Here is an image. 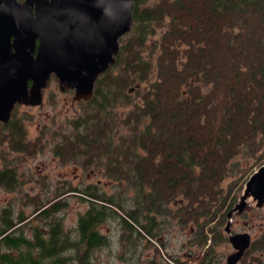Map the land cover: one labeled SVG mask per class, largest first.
<instances>
[{
    "label": "trees",
    "instance_id": "trees-1",
    "mask_svg": "<svg viewBox=\"0 0 264 264\" xmlns=\"http://www.w3.org/2000/svg\"><path fill=\"white\" fill-rule=\"evenodd\" d=\"M147 1H134L115 62L96 78L92 97L79 103L84 114L71 136L55 145L64 158L128 187L114 195L68 188L33 200L30 215L10 204L0 208V264H98L95 251L109 243L103 222L119 219L122 236L154 237L173 201L182 204V223L198 225L194 241L205 242L203 226L219 212L226 218L235 199L228 201L234 184L223 186L226 177L244 172L234 158L262 159L264 0ZM139 83L147 88H137L132 99L124 89ZM118 104L129 107L122 117L111 110ZM14 113L0 131L15 150H27ZM15 173L0 170V185L17 186ZM63 193L87 204L73 228L59 215L68 205ZM257 243L264 251V232Z\"/></svg>",
    "mask_w": 264,
    "mask_h": 264
},
{
    "label": "rangeland",
    "instance_id": "rangeland-1",
    "mask_svg": "<svg viewBox=\"0 0 264 264\" xmlns=\"http://www.w3.org/2000/svg\"><path fill=\"white\" fill-rule=\"evenodd\" d=\"M139 87L142 91L147 88L145 83H139L135 89L132 87L131 90H127L129 88L127 86L124 91L130 94L132 99H138L140 93L136 89ZM82 109L83 107L73 99L71 91L62 92L58 88L55 76H51L47 87L43 90V100L40 105L16 107L15 117L23 123L24 139L28 149L24 150L20 146L19 150H15L14 145L7 141L5 133L0 131V170L7 167L14 169L18 179L17 186L10 190L0 185V208L10 204L22 208L26 215H30L34 209L33 200L54 198L57 193L64 192L66 188L64 182H70L72 187H83L101 180L104 185L97 190L98 192H104L106 195H114L118 191L124 193L128 187L124 180L120 184L116 179L108 178L100 169L93 170L92 174L90 173L92 168H81L75 165L72 159L62 158L56 154L55 145L60 142L63 135L71 136L70 133L74 130L73 123L79 119L80 114H84ZM128 109L129 107L124 104L111 108L121 117ZM233 163L237 164V167L244 166L242 169L244 172L240 179H236L237 175L233 174V177L229 175L223 181L224 190L228 185L234 184L228 200L231 202L232 196L236 195L232 207L241 194L244 182L264 164V155L261 160L253 162L251 158L239 154L234 158ZM249 164L247 168L245 165ZM74 166H77L76 170ZM61 198H67L68 205L66 204L59 215L63 218L65 228H73L78 214L86 209L87 204L81 202L73 193H63ZM181 205L177 201L169 203L171 215L166 218L158 217L157 223L162 230L154 237H139L132 232L122 236L123 230L119 219H108L103 222L100 231L107 236L109 243L95 251L98 264H153L151 262L154 261L162 264H200V262L204 263L205 259H208L210 264H225L226 255L234 250L228 235L223 230L227 218L222 219V212H219L203 226L205 242L197 243L194 240L197 238L198 225L191 219L181 222L178 213ZM230 225L231 233L247 232L251 236L252 244L238 264H264V255L256 257L264 253L257 247V240L264 232V206L256 209L253 204L250 205L242 215L234 217ZM203 251L207 253L203 255ZM192 254L194 257L198 255V258L191 257Z\"/></svg>",
    "mask_w": 264,
    "mask_h": 264
},
{
    "label": "water",
    "instance_id": "water-1",
    "mask_svg": "<svg viewBox=\"0 0 264 264\" xmlns=\"http://www.w3.org/2000/svg\"><path fill=\"white\" fill-rule=\"evenodd\" d=\"M135 0H0V121L14 106H38L53 73L61 90L87 102L99 74L115 62L119 38L130 31ZM130 90L132 87L129 88ZM264 206V164L244 182L226 213L224 231L236 264L250 247L249 233H231V221L250 205Z\"/></svg>",
    "mask_w": 264,
    "mask_h": 264
},
{
    "label": "flooded vegetation",
    "instance_id": "flooded-vegetation-1",
    "mask_svg": "<svg viewBox=\"0 0 264 264\" xmlns=\"http://www.w3.org/2000/svg\"><path fill=\"white\" fill-rule=\"evenodd\" d=\"M51 76H55L53 73L50 75V77L48 78V81H47V84H46V86L45 87H43V89H42V100H43V90L47 87V85H48V83H49V81H50V79H51ZM55 78H56V76H55ZM57 79V78H56ZM57 84H58V81H57ZM58 88L60 89V87H59V85H58ZM61 90V89H60ZM62 92H64L65 90H61ZM66 91H71L72 92V94L74 93V90L73 89H67ZM75 102H77V103H80V102H84V100H82V99H80V100H75ZM20 105H24V104H16L15 106H14V108H13V110L11 111V114H10V118H9V120L12 118V116H13V112H14V110L16 109V107L17 106H20ZM25 106H30V105H25ZM14 115H15V113H14ZM9 120L7 121V122H9ZM6 122V123H7ZM2 124H5L4 122H1L0 121V125H2ZM64 137V138H63ZM68 136H62V138H61V140L60 141H62V140H65L66 138H67ZM70 137V136H69ZM56 154H58V152H56ZM58 156H60V157H62V158H64L63 156H61V155H59L58 154ZM74 164L75 165H77L75 162H74ZM77 166H79V165H77ZM77 166H74V169L76 170L77 169ZM81 167V166H80ZM82 168V167H81ZM85 168V167H84ZM86 169V168H85ZM93 170L94 169H91L90 170V173H92L93 174ZM64 184V187H66V188H64V190H67L68 188H76V187H72L71 185V183L70 182H64L63 183ZM104 185V182H102L101 180H98L97 181V183H95V184H89V185H85V186H78L77 188H84V187H91V188H94V189H101V186H103ZM250 245H251V242H250ZM235 250H233L231 253H233ZM246 252V251H245ZM244 252V253H245ZM230 253V254H231ZM244 253H243V255H244ZM229 254H227L226 255V257H225V260H226V258H227V256H228ZM243 255H242V257L238 260V262L236 263V264H238L239 263V261L243 258ZM191 257H193V258H198V255H196L195 257H194V255L192 254V255H190ZM226 263V262H225Z\"/></svg>",
    "mask_w": 264,
    "mask_h": 264
}]
</instances>
